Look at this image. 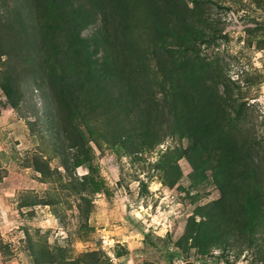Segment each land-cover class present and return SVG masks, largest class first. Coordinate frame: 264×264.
Returning <instances> with one entry per match:
<instances>
[{"label":"rangeland","instance_id":"374dc122","mask_svg":"<svg viewBox=\"0 0 264 264\" xmlns=\"http://www.w3.org/2000/svg\"><path fill=\"white\" fill-rule=\"evenodd\" d=\"M79 1L92 11L81 33L89 39L101 18L90 0ZM178 2L198 14L195 29L184 28L195 35L184 58L219 67L230 85L219 93L231 115L224 129L263 186L257 231L245 230L246 218L243 226L223 223L208 251L195 246L198 207L225 190L210 172L192 180L187 138L117 148L108 131L100 133L104 118L71 147L51 79L59 61L43 42L59 20L56 3L0 0V264H264V0ZM157 3L167 8L168 1ZM7 78L21 94L15 107L2 87Z\"/></svg>","mask_w":264,"mask_h":264},{"label":"trees","instance_id":"16d2710c","mask_svg":"<svg viewBox=\"0 0 264 264\" xmlns=\"http://www.w3.org/2000/svg\"><path fill=\"white\" fill-rule=\"evenodd\" d=\"M46 1H54L53 10H59L55 17L59 20L43 42L59 61L51 79L55 77L59 84L53 87L56 105L61 124L66 125L63 132L73 140L71 147H79L86 133L94 132L91 124L104 118L100 133L108 131L117 148L140 150L168 136L187 138L183 155L192 166V180L202 181L210 172L214 183L225 190L220 201L198 207L201 219L190 233L195 246L208 251L223 223L238 221L243 226L246 218L245 230L257 231L254 222L260 217L263 186L258 173L242 163L239 140L230 128L224 129L231 115L225 107L228 99L219 93L221 86L230 92L227 77L202 58L183 56L185 49L195 45L194 32L188 37L184 28L195 29L198 14L179 0H166L167 8H160L157 0H90L101 25L86 39L81 33L92 15L86 4ZM61 43L70 48L61 49ZM98 50L102 54L94 59ZM11 83L7 78L2 87L15 107L21 94L11 89ZM92 182L95 188L99 185Z\"/></svg>","mask_w":264,"mask_h":264}]
</instances>
